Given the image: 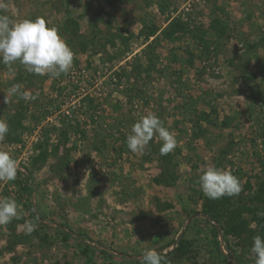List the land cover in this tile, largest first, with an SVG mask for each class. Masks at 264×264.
<instances>
[{
  "label": "rangeland",
  "instance_id": "374dc122",
  "mask_svg": "<svg viewBox=\"0 0 264 264\" xmlns=\"http://www.w3.org/2000/svg\"><path fill=\"white\" fill-rule=\"evenodd\" d=\"M0 4L14 21L44 18L74 53L59 78L0 63V120L9 126L0 150L19 165L0 198L20 205V218L0 226V264H141L151 249L166 264H255L253 237L264 238V0ZM17 84L37 98L13 94ZM150 112L177 140L168 155L156 134L143 154L127 147ZM206 165L231 171L240 194L206 197ZM26 221L36 224L31 233Z\"/></svg>",
  "mask_w": 264,
  "mask_h": 264
},
{
  "label": "clouds",
  "instance_id": "9594fccd",
  "mask_svg": "<svg viewBox=\"0 0 264 264\" xmlns=\"http://www.w3.org/2000/svg\"><path fill=\"white\" fill-rule=\"evenodd\" d=\"M3 7L5 6L0 4V8ZM73 58L74 53L60 35L59 29L49 25L44 18L14 21L7 15H0V63L11 66L18 61L29 73L49 74L53 78H59L61 74L69 72ZM20 89L21 86L17 84L12 87L11 92L25 101L37 98L36 95ZM8 132V124L0 120V141L4 140ZM154 134L162 141L161 155H168L175 149V136L151 112L132 125L126 137L128 149L133 153L143 154ZM18 169V161L8 151L0 150V182L15 180ZM198 182L204 195L210 199L237 196L242 191L238 177L227 169L212 165L201 169ZM14 218H20V205L14 198H0V226H6ZM25 224L28 233L36 229V224L31 221H26ZM251 253L255 257V264H264V238L260 235L253 237ZM141 264L166 262L159 252L151 249L143 253Z\"/></svg>",
  "mask_w": 264,
  "mask_h": 264
},
{
  "label": "trees",
  "instance_id": "16d2710c",
  "mask_svg": "<svg viewBox=\"0 0 264 264\" xmlns=\"http://www.w3.org/2000/svg\"><path fill=\"white\" fill-rule=\"evenodd\" d=\"M209 215H211V216H213V218L215 219V220H218V218H217V215H216V213H211V214H209ZM227 222V221H226ZM262 222H263V224H262ZM260 224H259V228L261 229V230H264V220L262 221ZM231 228V227H230ZM229 228V229H230ZM226 230H225V233H234V231L237 229V227H235V225L229 230L228 228H225ZM233 229V230H232ZM236 234H237V232H235ZM161 254V253H160ZM162 255V254H161ZM239 264H242V263H239Z\"/></svg>",
  "mask_w": 264,
  "mask_h": 264
}]
</instances>
